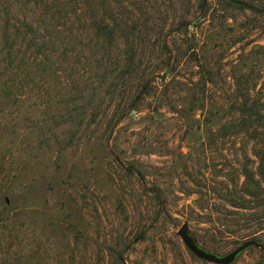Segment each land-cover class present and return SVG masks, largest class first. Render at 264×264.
Returning <instances> with one entry per match:
<instances>
[{
    "label": "rangeland",
    "instance_id": "obj_1",
    "mask_svg": "<svg viewBox=\"0 0 264 264\" xmlns=\"http://www.w3.org/2000/svg\"><path fill=\"white\" fill-rule=\"evenodd\" d=\"M0 45V264H217L184 222L218 254L249 240L219 223L212 188L242 146L222 128L231 99L263 87L264 13L0 0ZM254 238L232 264H264Z\"/></svg>",
    "mask_w": 264,
    "mask_h": 264
},
{
    "label": "trees",
    "instance_id": "obj_2",
    "mask_svg": "<svg viewBox=\"0 0 264 264\" xmlns=\"http://www.w3.org/2000/svg\"><path fill=\"white\" fill-rule=\"evenodd\" d=\"M257 1L238 0L248 8L264 13V7L253 5ZM260 2L264 4V0ZM14 26L18 32L19 25ZM4 51L0 45V55ZM9 56H13L12 53ZM238 93L231 99L229 118L222 128L225 135L239 139L242 146L240 153L230 159L228 178L231 183L212 190L220 201L216 206L219 223L247 240L264 234V81L259 89L247 86Z\"/></svg>",
    "mask_w": 264,
    "mask_h": 264
},
{
    "label": "water",
    "instance_id": "obj_3",
    "mask_svg": "<svg viewBox=\"0 0 264 264\" xmlns=\"http://www.w3.org/2000/svg\"><path fill=\"white\" fill-rule=\"evenodd\" d=\"M187 248L200 259L217 264H232L250 246H261L256 239H249L226 254H218L202 247L191 234L189 223L184 222L177 231Z\"/></svg>",
    "mask_w": 264,
    "mask_h": 264
}]
</instances>
